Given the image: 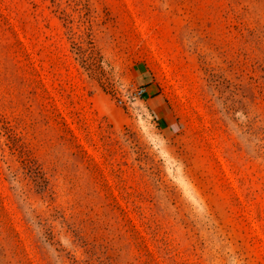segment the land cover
Instances as JSON below:
<instances>
[{
  "label": "rangeland",
  "instance_id": "374dc122",
  "mask_svg": "<svg viewBox=\"0 0 264 264\" xmlns=\"http://www.w3.org/2000/svg\"><path fill=\"white\" fill-rule=\"evenodd\" d=\"M0 264H264V0H0Z\"/></svg>",
  "mask_w": 264,
  "mask_h": 264
},
{
  "label": "crops",
  "instance_id": "0c3cea01",
  "mask_svg": "<svg viewBox=\"0 0 264 264\" xmlns=\"http://www.w3.org/2000/svg\"><path fill=\"white\" fill-rule=\"evenodd\" d=\"M137 86L146 87V93L144 100L147 103L149 110L154 114L155 118L159 121L164 128L171 127V118L165 108V102L162 97L154 90V86L149 79V76L145 73L138 75Z\"/></svg>",
  "mask_w": 264,
  "mask_h": 264
},
{
  "label": "built area",
  "instance_id": "2783aa9c",
  "mask_svg": "<svg viewBox=\"0 0 264 264\" xmlns=\"http://www.w3.org/2000/svg\"><path fill=\"white\" fill-rule=\"evenodd\" d=\"M145 93L146 87L144 86H136L134 89V97L140 101L143 100Z\"/></svg>",
  "mask_w": 264,
  "mask_h": 264
}]
</instances>
